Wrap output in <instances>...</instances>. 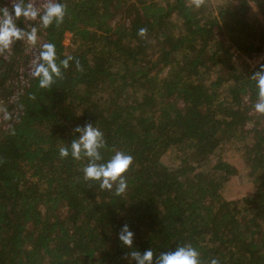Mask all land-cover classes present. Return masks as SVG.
Wrapping results in <instances>:
<instances>
[{"label": "trees", "instance_id": "obj_1", "mask_svg": "<svg viewBox=\"0 0 264 264\" xmlns=\"http://www.w3.org/2000/svg\"><path fill=\"white\" fill-rule=\"evenodd\" d=\"M17 1L0 0V264H264V0H53L31 20ZM27 37L45 41L32 74ZM229 145L246 197L227 195Z\"/></svg>", "mask_w": 264, "mask_h": 264}, {"label": "rangeland", "instance_id": "obj_2", "mask_svg": "<svg viewBox=\"0 0 264 264\" xmlns=\"http://www.w3.org/2000/svg\"><path fill=\"white\" fill-rule=\"evenodd\" d=\"M17 2H18L17 0H6V4H7L6 6L10 8L11 6H15ZM51 3H53V1ZM29 4H30L29 10L25 13L26 20L33 19L35 15L39 13L38 12L39 5H42V6L49 5L48 0H29ZM27 38L28 40L25 41L26 48L24 49V56H25L26 63L29 65V67L28 66L26 67V72H30L29 69L32 71L34 64H36L35 59H36V56L38 55V50L36 49V47L43 46L45 44V41L40 38L38 39L36 43H34L32 39H30L29 37ZM5 43L8 49L9 48L8 41L6 40ZM70 45L71 43L65 46L68 47ZM0 47H1V43H0ZM252 61H253L252 59L249 60L250 63ZM256 61H259V59ZM252 63L256 64L254 62ZM222 156H223L224 161L232 165L236 170L234 177L228 183L229 184V190L227 191L228 197H231V198L240 197L241 198V197H246L252 194L254 192V186L252 185L249 171L244 165V163L241 161V159L238 157V155H236L233 147L230 145L225 147ZM172 157L173 156L171 154H167L165 157L162 158L163 163L168 167L172 166L173 165Z\"/></svg>", "mask_w": 264, "mask_h": 264}, {"label": "built area", "instance_id": "obj_3", "mask_svg": "<svg viewBox=\"0 0 264 264\" xmlns=\"http://www.w3.org/2000/svg\"><path fill=\"white\" fill-rule=\"evenodd\" d=\"M53 0H48V3H49V5L48 6H46V5H39V13H41L43 10H45V9H47V8H49V7H51L52 6V2ZM5 10H8L7 9V7L5 6ZM1 19V18H0ZM2 20V19H1ZM5 36L7 37V36H9V34L8 33H6L5 34ZM71 43V34L70 33H66V35H65V38H64V44L65 45H68V44H70ZM36 49L38 50V55L36 56V59H35V62H36V64H34V66H33V70L31 71L30 69H29V71H30V73L32 74V73H34L35 71H36V65L39 63V60H40V58H41V54H40V51H39V48L38 47H36ZM263 58H264V53L261 55V56H257V57H255V58H253L252 60V62H254V63H256V64H253L252 62L250 63L249 62V60H248V62L252 65V66H255V65H257V64H259L260 62H262L263 61ZM259 59V61H256V60H258ZM30 63V62H29ZM28 67H29V65H28Z\"/></svg>", "mask_w": 264, "mask_h": 264}]
</instances>
